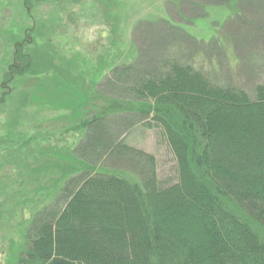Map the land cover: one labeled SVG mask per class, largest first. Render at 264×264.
<instances>
[{
    "label": "rangeland",
    "instance_id": "374dc122",
    "mask_svg": "<svg viewBox=\"0 0 264 264\" xmlns=\"http://www.w3.org/2000/svg\"><path fill=\"white\" fill-rule=\"evenodd\" d=\"M171 60L253 97L264 83V0H0V264H24L32 222L63 202L77 165L131 175L110 166L106 147L78 150L80 121ZM103 130L153 154L159 179H172L155 129L117 113Z\"/></svg>",
    "mask_w": 264,
    "mask_h": 264
},
{
    "label": "trees",
    "instance_id": "16d2710c",
    "mask_svg": "<svg viewBox=\"0 0 264 264\" xmlns=\"http://www.w3.org/2000/svg\"><path fill=\"white\" fill-rule=\"evenodd\" d=\"M123 90L127 99L102 98L80 121L78 150L106 147L110 166L131 175L77 165L63 202L32 222L24 264H264V83L249 97L171 60ZM117 113L155 129L171 180L159 179L153 154L104 138Z\"/></svg>",
    "mask_w": 264,
    "mask_h": 264
}]
</instances>
